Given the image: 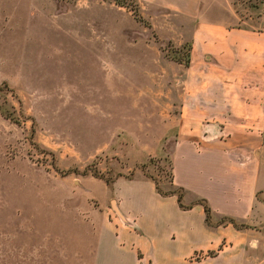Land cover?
I'll list each match as a JSON object with an SVG mask.
<instances>
[{"label": "rangeland", "instance_id": "obj_1", "mask_svg": "<svg viewBox=\"0 0 264 264\" xmlns=\"http://www.w3.org/2000/svg\"><path fill=\"white\" fill-rule=\"evenodd\" d=\"M232 2L264 27V0ZM190 26L147 0H0V264H98L115 184L169 188Z\"/></svg>", "mask_w": 264, "mask_h": 264}, {"label": "crops", "instance_id": "obj_2", "mask_svg": "<svg viewBox=\"0 0 264 264\" xmlns=\"http://www.w3.org/2000/svg\"><path fill=\"white\" fill-rule=\"evenodd\" d=\"M147 1L191 25L194 87L176 122L172 183L159 186L180 197L147 176L115 184L120 221L99 231L96 261L264 264V27L233 25L232 0Z\"/></svg>", "mask_w": 264, "mask_h": 264}, {"label": "trees", "instance_id": "obj_3", "mask_svg": "<svg viewBox=\"0 0 264 264\" xmlns=\"http://www.w3.org/2000/svg\"><path fill=\"white\" fill-rule=\"evenodd\" d=\"M155 186H156V188L159 190V191H161V189H160V187H159V185H157V183L155 182ZM169 191H176V192H178V195H179V197H180V187H173L171 190H168V191H166V192H169ZM165 191H161V193H166ZM205 211H206V220L208 221L209 220V207H208V205L207 204H205Z\"/></svg>", "mask_w": 264, "mask_h": 264}]
</instances>
